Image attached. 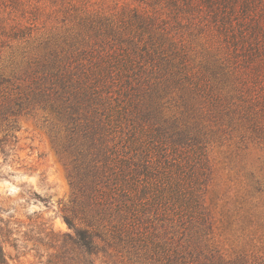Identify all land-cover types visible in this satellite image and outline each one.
Listing matches in <instances>:
<instances>
[{
	"label": "trees",
	"instance_id": "1",
	"mask_svg": "<svg viewBox=\"0 0 264 264\" xmlns=\"http://www.w3.org/2000/svg\"><path fill=\"white\" fill-rule=\"evenodd\" d=\"M50 17L60 33L34 34ZM19 117L66 160L86 253L110 239L144 264H229L203 253L208 146L264 144V0H0L1 144Z\"/></svg>",
	"mask_w": 264,
	"mask_h": 264
},
{
	"label": "rangeland",
	"instance_id": "2",
	"mask_svg": "<svg viewBox=\"0 0 264 264\" xmlns=\"http://www.w3.org/2000/svg\"><path fill=\"white\" fill-rule=\"evenodd\" d=\"M87 1L93 8L113 7V0ZM36 28L34 34L49 35L60 33L62 24L52 17L39 18ZM10 54L5 50L1 63ZM14 126L15 138L0 143V264H144L124 242L98 241L94 254L76 244L63 221L74 192L65 158L38 117H19ZM208 153L211 174L204 206L214 224L212 233L202 239L203 253L222 256L229 264L240 263L245 256L247 264L258 258L264 264V144L247 143L236 150L233 140L218 134ZM245 189L250 195L236 201ZM227 220L230 223H224ZM175 230L176 226L169 235L176 239Z\"/></svg>",
	"mask_w": 264,
	"mask_h": 264
}]
</instances>
